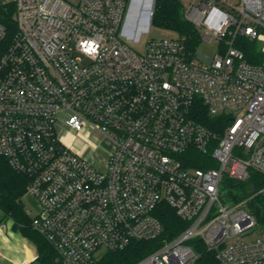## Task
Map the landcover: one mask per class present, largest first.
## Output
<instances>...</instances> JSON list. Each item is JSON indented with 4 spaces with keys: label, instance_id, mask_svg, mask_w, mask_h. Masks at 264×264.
Here are the masks:
<instances>
[{
    "label": "built area",
    "instance_id": "built-area-1",
    "mask_svg": "<svg viewBox=\"0 0 264 264\" xmlns=\"http://www.w3.org/2000/svg\"><path fill=\"white\" fill-rule=\"evenodd\" d=\"M15 3L17 31L0 55V155L29 177L33 225L62 264H100L106 251L161 238L167 206L186 227L134 264H197L193 239L219 264H264V231L243 237L258 224L254 195L221 196L226 176L264 172V0H194L184 16L201 31L195 50L180 36L136 49L156 0ZM238 36L258 41L262 63ZM213 41V54L199 52ZM205 111L226 125L210 128ZM65 132L101 133L105 166ZM191 149L217 166H193Z\"/></svg>",
    "mask_w": 264,
    "mask_h": 264
},
{
    "label": "trees",
    "instance_id": "trees-1",
    "mask_svg": "<svg viewBox=\"0 0 264 264\" xmlns=\"http://www.w3.org/2000/svg\"><path fill=\"white\" fill-rule=\"evenodd\" d=\"M15 13V0L0 3V23L6 30L4 38L0 40V55L12 43L16 34ZM152 22L176 32L184 39L186 46L192 50H195L201 42V31L193 22L185 18L184 7L180 0H156ZM235 44L244 51L249 62L262 63L263 54L257 40L238 36ZM198 118L214 130L226 125V120L209 116L206 111L201 113ZM189 156L190 163L195 167L217 166L210 153L191 149ZM248 171V177L242 180L226 176L224 183L227 190L221 196L223 201L238 202L253 194L248 206L264 229V196L257 193L264 186V172L253 167H250ZM28 183L29 177L17 172L8 160L0 155V226L5 220L11 219L14 226L20 227L24 234L32 238L37 247V257L31 261L33 264H62L57 258V252L52 244L33 227V218L29 215L25 203ZM160 217L164 225L161 238L151 241H133L124 249L106 251L100 258V264H134L156 249L162 239L174 237L186 227V222L181 220L168 206L160 213ZM191 243L200 253L196 261L197 264H219L215 253L208 250L202 241L193 239Z\"/></svg>",
    "mask_w": 264,
    "mask_h": 264
},
{
    "label": "rangeland",
    "instance_id": "rangeland-1",
    "mask_svg": "<svg viewBox=\"0 0 264 264\" xmlns=\"http://www.w3.org/2000/svg\"><path fill=\"white\" fill-rule=\"evenodd\" d=\"M14 0H0V3L11 2ZM71 3H77L79 0H67ZM184 10L189 8L194 0H180ZM178 34L174 31L167 30L152 22L149 32H144L141 37V41L135 43L137 50L144 49L148 40L161 37H175ZM216 51V42L202 43L199 47L201 54H213ZM65 141H69L72 146L76 148L86 158L93 161V163L103 168L108 158V153L111 148V144L107 143L104 136L98 132H80V133H67L63 134ZM227 190L224 181L221 183V193H225ZM25 203L27 205V211L29 215L34 219L40 213V205L36 198L30 194L25 195ZM34 227V225H33ZM35 228V227H34ZM264 229L258 222L257 226L250 230L248 234L243 237L245 240H251L263 232ZM0 264H33L32 260H27L30 253L37 252V247L31 237L24 234L22 229L18 226H14V222L11 219L5 220L0 226ZM7 260V261H5Z\"/></svg>",
    "mask_w": 264,
    "mask_h": 264
},
{
    "label": "crops",
    "instance_id": "crops-1",
    "mask_svg": "<svg viewBox=\"0 0 264 264\" xmlns=\"http://www.w3.org/2000/svg\"><path fill=\"white\" fill-rule=\"evenodd\" d=\"M105 139V141L107 142V143H110V141L108 140V139H106V138H104ZM1 235V234H0ZM37 255V252H35V253H30V255H29V257L27 258V260H33V258H34V256H36ZM5 261H7V260H5Z\"/></svg>",
    "mask_w": 264,
    "mask_h": 264
}]
</instances>
